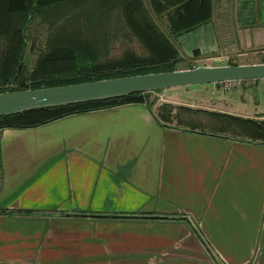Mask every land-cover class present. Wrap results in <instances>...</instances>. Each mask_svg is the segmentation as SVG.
<instances>
[{
    "label": "crops",
    "instance_id": "crops-1",
    "mask_svg": "<svg viewBox=\"0 0 264 264\" xmlns=\"http://www.w3.org/2000/svg\"><path fill=\"white\" fill-rule=\"evenodd\" d=\"M210 6L169 38L179 58L263 63L264 0ZM168 90L149 108L0 129V264H264V143L223 133L217 116L264 119V80L183 101Z\"/></svg>",
    "mask_w": 264,
    "mask_h": 264
},
{
    "label": "trees",
    "instance_id": "trees-1",
    "mask_svg": "<svg viewBox=\"0 0 264 264\" xmlns=\"http://www.w3.org/2000/svg\"><path fill=\"white\" fill-rule=\"evenodd\" d=\"M149 7L156 18L164 16L165 29L171 37L193 30L211 14L210 0H149ZM76 9H80L77 15L65 18L61 26L46 36V52L37 56L27 73L22 55L27 43L26 29L33 17L45 20L52 28L55 20ZM118 11L125 26L145 49L146 57L128 54L120 60L100 61L101 47L97 46L100 41L82 32L81 26L102 23ZM180 61L177 51L157 28L141 0H0V93L169 72L177 70L176 64ZM16 74V81L12 83ZM149 93L2 116L0 129L34 128L69 115L131 103H146L149 108L153 103H147ZM170 110L168 105L159 106L160 117L166 118ZM217 116L223 120V133L264 143V119Z\"/></svg>",
    "mask_w": 264,
    "mask_h": 264
},
{
    "label": "water",
    "instance_id": "water-1",
    "mask_svg": "<svg viewBox=\"0 0 264 264\" xmlns=\"http://www.w3.org/2000/svg\"><path fill=\"white\" fill-rule=\"evenodd\" d=\"M16 77L17 74L12 78V83H15ZM250 80H264V63L196 66L169 72L131 75L38 89L6 91L0 93V117L35 109L121 98L134 93H148L158 90L162 92L176 87Z\"/></svg>",
    "mask_w": 264,
    "mask_h": 264
},
{
    "label": "rangeland",
    "instance_id": "rangeland-1",
    "mask_svg": "<svg viewBox=\"0 0 264 264\" xmlns=\"http://www.w3.org/2000/svg\"><path fill=\"white\" fill-rule=\"evenodd\" d=\"M144 7L148 10L149 15L157 28L169 39L171 36L167 34V31L165 29V19L164 16H160L159 18H156L150 11L149 7V0H141ZM80 9H76L74 11H71L72 13L65 14L62 16L63 18H58L57 20L54 21L52 24V28H50L45 20H41L38 17H33V19L30 21L27 29H26V36H27V43L25 47V55H26V60L30 61L29 65L28 64H23V67L25 70L30 71L34 64L37 56L39 54H43L46 52L47 48L45 47L44 41L46 36L53 32V30L61 26L62 23L64 22L65 18H68L70 15L74 16L77 15ZM84 20V18H83ZM83 23V21H82ZM82 32L84 33L85 31L88 34L87 36H91L94 39H98L100 41L99 43L97 42V46L101 47V60L100 61H116L124 58L126 55L131 54L137 58H144L146 57V51L142 47V45L136 40V38L132 35V33L128 30V28L125 26L119 11L116 12L115 14L111 15V18L96 24L91 27H85L81 26ZM174 42V45H176V42ZM31 46V50L29 49ZM103 59V60H102ZM258 61H264V58H256ZM251 58L248 56H243L240 58L236 57H228L221 59L219 61H208L211 66H216V65H230V64H235V65H243V64H250ZM205 61H194L193 59H187V60H181L179 63L176 64V69L181 70V69H189L193 68L196 66H200L204 64ZM207 62V63H208ZM264 63V62H263ZM149 70H154V69H149ZM220 87L222 85L220 84ZM204 88V85L202 86H187L186 88L183 87H178V88H173L168 90L164 94V99H174L175 100H186L187 98L191 99L193 98H198L200 93H197L196 91H202ZM184 90H186V93H184ZM227 94L228 92H224ZM159 93H149V100H154L155 98H158ZM229 94V93H228ZM205 95V94H204ZM207 95V94H206ZM162 96V95H160ZM255 99L254 93L250 94ZM259 101L262 102L263 100V94L259 93Z\"/></svg>",
    "mask_w": 264,
    "mask_h": 264
},
{
    "label": "built area",
    "instance_id": "built-area-1",
    "mask_svg": "<svg viewBox=\"0 0 264 264\" xmlns=\"http://www.w3.org/2000/svg\"><path fill=\"white\" fill-rule=\"evenodd\" d=\"M232 82H223V83H219L222 85L221 89L222 90H227L230 88V85H231Z\"/></svg>",
    "mask_w": 264,
    "mask_h": 264
}]
</instances>
